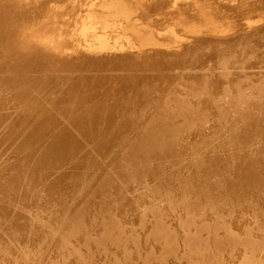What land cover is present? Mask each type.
<instances>
[{
    "label": "bare ground",
    "instance_id": "obj_1",
    "mask_svg": "<svg viewBox=\"0 0 264 264\" xmlns=\"http://www.w3.org/2000/svg\"><path fill=\"white\" fill-rule=\"evenodd\" d=\"M0 264H264V0H0Z\"/></svg>",
    "mask_w": 264,
    "mask_h": 264
}]
</instances>
